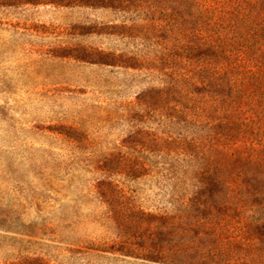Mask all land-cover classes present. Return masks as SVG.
Instances as JSON below:
<instances>
[{"label":"rangeland","instance_id":"obj_1","mask_svg":"<svg viewBox=\"0 0 264 264\" xmlns=\"http://www.w3.org/2000/svg\"><path fill=\"white\" fill-rule=\"evenodd\" d=\"M180 1L0 0V264H264V21Z\"/></svg>","mask_w":264,"mask_h":264},{"label":"trees","instance_id":"obj_2","mask_svg":"<svg viewBox=\"0 0 264 264\" xmlns=\"http://www.w3.org/2000/svg\"><path fill=\"white\" fill-rule=\"evenodd\" d=\"M254 1V0H253ZM258 4V7L255 8V13H260V15H258L259 18L258 21H264V15H262V11H264V0H255ZM254 1V2H255ZM188 0H182L180 1L179 3H176L174 5L178 6V7H186V4H187ZM194 5V4H193ZM193 7V6H192ZM194 8V7H193ZM195 9V8H194ZM196 10V9H195ZM254 10V9H253ZM203 16V15H201ZM249 17V15H246ZM245 16V18H247ZM243 18V16H241ZM221 29H223V27H220ZM199 31H200V28L197 29V34H198V38L199 39V43L201 45L203 44H207V45H210V46H215L216 44V41L219 43L222 42V39H223V34H221L220 32L219 33H214L212 32L213 35L211 36H199ZM201 32V31H200ZM201 34V33H200ZM225 34V32H224ZM215 36V37H214ZM225 37L230 39V36L225 34ZM206 38V39H205ZM213 38H215L213 40ZM203 81V80H201ZM206 84H202L201 86H205ZM206 87V86H205ZM264 152V150H263ZM251 160H253L252 162L256 165V168L254 170L255 174L257 177L260 178V173L264 174V165L263 164H260L259 161V157L255 156L254 158L252 157ZM261 183H263L264 185V175L262 177V180H261ZM264 197V195H262ZM241 201V200H240ZM242 202V201H241ZM244 203H246L244 201ZM243 207V203H241L240 207L239 208H242ZM248 212V213H247ZM240 214H246L245 216H247L248 218H250L253 222H256V223H259V222H264V211L262 213H259V214H256L255 211H252V210H245V211H242ZM210 250V249H209ZM225 257V255H224ZM202 258L204 260L208 259V264H222L224 262H221L223 261L221 259V255L219 253H213L212 251L210 252H207V253H202ZM230 259V258H229ZM231 260V259H230ZM228 264H231L228 262Z\"/></svg>","mask_w":264,"mask_h":264}]
</instances>
